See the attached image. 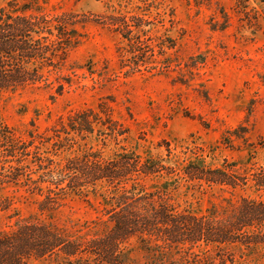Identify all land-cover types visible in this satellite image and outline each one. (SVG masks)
Wrapping results in <instances>:
<instances>
[{"label": "trees", "instance_id": "16d2710c", "mask_svg": "<svg viewBox=\"0 0 264 264\" xmlns=\"http://www.w3.org/2000/svg\"><path fill=\"white\" fill-rule=\"evenodd\" d=\"M34 3L9 0L0 8V95L55 83L62 92L61 76L53 80L52 75L67 66L88 22L125 30L129 39L134 32L124 16L93 19ZM59 124L54 136L32 129L27 138L21 131L18 137L0 118V185L24 188L36 197L37 209L13 226L0 227V264L47 259L65 264H234L233 249L248 254L264 250V164L220 166L203 154L182 160L170 144L166 153L122 145L108 154L111 139L120 144V137H130L105 102L77 110ZM95 134L102 148L79 145L64 155L75 148L76 136L88 140ZM148 180L162 186L150 187ZM181 186L213 195L218 189L223 202L201 212L180 209L172 201ZM72 197L87 201L98 215L73 226L61 223L58 215ZM10 204L6 199L0 206L7 210ZM133 239L144 252L143 261L133 258Z\"/></svg>", "mask_w": 264, "mask_h": 264}, {"label": "rangeland", "instance_id": "374dc122", "mask_svg": "<svg viewBox=\"0 0 264 264\" xmlns=\"http://www.w3.org/2000/svg\"><path fill=\"white\" fill-rule=\"evenodd\" d=\"M8 1L0 0V8ZM19 1L22 5L28 0ZM30 1L44 3L54 13L72 11L93 19L96 15L124 16L134 32L129 39L125 30L88 22L82 29L85 37L70 53L67 66L61 74L52 75L53 80L61 76L62 92L55 83L49 88L2 93L0 118L18 137L20 131L26 134L32 129L54 136L62 119L67 121L75 111L105 102L130 137L126 141L120 137V144L111 139L108 154L122 145L166 153L170 144L182 160L203 154L220 166L264 164L262 0ZM86 144L103 147L97 134L88 140L76 136L75 148L64 155ZM158 144L163 146L158 148ZM147 183L162 186L157 180ZM214 192L181 186L174 190L172 202L180 209L201 212L223 202L221 192ZM35 198L20 186L0 185V204L11 200L7 210L0 206V227L35 214ZM97 215L87 201L72 197L58 219L73 226ZM130 247L133 258L143 261L144 252L136 239ZM233 253L234 264H264V250L248 254L233 249ZM29 264L65 263L47 259Z\"/></svg>", "mask_w": 264, "mask_h": 264}]
</instances>
